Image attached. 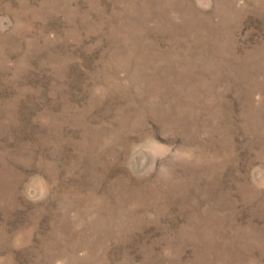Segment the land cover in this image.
I'll list each match as a JSON object with an SVG mask.
<instances>
[{
  "label": "rangeland",
  "instance_id": "rangeland-1",
  "mask_svg": "<svg viewBox=\"0 0 264 264\" xmlns=\"http://www.w3.org/2000/svg\"><path fill=\"white\" fill-rule=\"evenodd\" d=\"M0 264H264V0H0Z\"/></svg>",
  "mask_w": 264,
  "mask_h": 264
},
{
  "label": "water",
  "instance_id": "water-1",
  "mask_svg": "<svg viewBox=\"0 0 264 264\" xmlns=\"http://www.w3.org/2000/svg\"><path fill=\"white\" fill-rule=\"evenodd\" d=\"M145 162H146V157L144 155H140L137 157V165L139 169L144 166Z\"/></svg>",
  "mask_w": 264,
  "mask_h": 264
}]
</instances>
